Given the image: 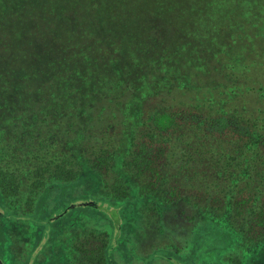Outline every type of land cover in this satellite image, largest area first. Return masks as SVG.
Listing matches in <instances>:
<instances>
[{
  "label": "trees",
  "instance_id": "1",
  "mask_svg": "<svg viewBox=\"0 0 264 264\" xmlns=\"http://www.w3.org/2000/svg\"><path fill=\"white\" fill-rule=\"evenodd\" d=\"M32 4L0 0V264L20 249L46 264V248L60 264H111L112 232L69 231L109 202L121 213L100 220L133 215L124 232L137 213L184 223L196 264L202 234L217 256L201 264L264 261V0H54L37 26L4 33ZM67 188H88V203ZM60 206L40 246L36 215Z\"/></svg>",
  "mask_w": 264,
  "mask_h": 264
},
{
  "label": "rangeland",
  "instance_id": "2",
  "mask_svg": "<svg viewBox=\"0 0 264 264\" xmlns=\"http://www.w3.org/2000/svg\"><path fill=\"white\" fill-rule=\"evenodd\" d=\"M53 1L54 0H34V4H32L31 10H29V12H24V11L20 13L13 12L8 17V24L2 27L4 33L10 34L13 30H15V28L17 30H22L21 24H20V21L22 20V18H29V19L32 18L35 21L33 23L35 24V26H37V24L41 23L47 17L48 13L53 7ZM186 1H189V0H186ZM196 6L198 7V11L201 13L203 11V9L200 8L201 3L198 2ZM27 29H32V28L29 26ZM55 30L59 31V29H55ZM22 33L25 38L29 40L33 39L32 35L26 30L23 31ZM46 36L48 38V41L54 42L57 45H59L61 42H64V38H65L64 33H61L60 31L58 33L54 31L52 32L47 31ZM50 42H48L46 45L51 46L52 43ZM41 43L43 44V42ZM59 46L57 47L58 50H59ZM150 78H151V81L156 80L155 76H151ZM75 190L78 196L74 197V199H81L79 201L88 203V201L86 200L83 201L82 198L84 197H81V196L79 197L80 194L86 195L87 194L86 191L87 192L89 191L88 188L86 189V191L84 189H82L81 191H78V189L76 188H73V189L67 188L62 191V194L65 196L67 195L68 200H70L73 198L71 197V194ZM103 204L104 203H102V206L104 209L100 211L101 215H99V219H97L96 216H92L91 215L92 213L85 212V214H78L77 219L73 220L72 222L73 227L69 231L73 230L74 232V231L80 230L82 233H84V232H87V231H84L86 229H91V230L95 229L97 231H101V230L103 231L104 229H106L110 233L112 232V236L114 238L113 243H116L118 240H121L123 238V233H124V230H123L124 227H122L124 225L122 221L130 220L132 215L131 216L129 215L127 217H123L122 215H120L119 217L117 215V220L119 221L118 223L117 222L113 223L114 225H112L109 222H104L100 220L101 217H104L106 213L108 215H111L110 213H113L114 211L120 214L122 210V206L117 207L118 205H114V203L112 204L110 202L105 203L104 205ZM29 206L31 205L29 204ZM29 206H27V210L31 211V207ZM140 206H145V205H140ZM41 209L36 215L35 220L39 221L38 217L40 218V220L43 219L40 221L41 224H44V230L40 238V242H41L40 246H43L51 238L56 236L57 230L59 234V228L57 227L56 229V226L53 225L54 220L49 221L48 218L52 217L53 219V216L58 215L59 212L64 213L65 208L63 206H60L59 208L54 210L51 214H49V216L48 214L46 216H43L44 214H46V211L44 209L43 210ZM44 217L46 219H44ZM134 219L135 220L139 219V221L138 222L134 221L133 227L132 226L130 227L131 230H129V232H127V236L124 237L125 240L129 241L128 248L126 249L127 250L126 252L129 253V254L127 253L128 257L124 259L122 257V252L119 250V248L115 247L116 245L115 244L113 246L115 247V249L112 250L113 258L110 257L111 264H139V261L144 262L148 259L153 260L154 264H181L182 261L188 263L189 259L194 264H196L195 261L191 259L192 252H193L192 241L195 240V238L193 237V235H190V233L189 234L186 233L185 230H188V229H185V228H184L185 230L181 229L182 226H184V223H181L182 226L181 225L171 226L169 223L168 224L166 223L165 225H163V224H159L160 222L156 220L155 217L151 218L147 214H145V216L142 217L141 219L140 217L135 215ZM16 232L18 236H23V241H25L24 243L28 246L29 250L33 248L32 247L33 245L32 236H31L32 228L29 229L27 221L24 220L23 222V230L21 228H17ZM24 233L27 234V236ZM204 235L205 234L201 235L200 242H202L203 244L204 241H207V244H203L204 246L202 247L201 250H199L200 253L195 254L196 259L200 262V264L203 263V261H206L207 263L212 262L215 260L217 256V250H214L211 248L208 249L210 247V241L213 242L217 239L213 237V239L210 240ZM68 236L69 235L66 236L65 238L66 240L68 239ZM0 240H1V235H0ZM10 241L11 240H9V242ZM131 241H135L136 243L135 245H137V242L140 241V247H136V249L133 248ZM46 250H47V253L45 255V258H47L49 254L50 255L55 254L54 256H52L51 259H49L46 262V264H60L59 263V252H53L54 250L51 251V248H46ZM20 252H21V249L17 254L15 253V260H17L18 262L17 264H39L38 261L33 262V260H31L30 262L28 260L24 262L23 261L24 259L21 257L22 255H20L21 254ZM132 253L135 256V258L132 257L133 260H131ZM62 257L64 258L65 263H66L68 261V254L64 252ZM254 260L256 261L257 264H264L263 260H257L256 257ZM249 261L251 264H253L252 260H249Z\"/></svg>",
  "mask_w": 264,
  "mask_h": 264
},
{
  "label": "crops",
  "instance_id": "3",
  "mask_svg": "<svg viewBox=\"0 0 264 264\" xmlns=\"http://www.w3.org/2000/svg\"><path fill=\"white\" fill-rule=\"evenodd\" d=\"M136 215H138V213L136 214ZM133 216V215H132ZM127 232H129L128 230H126L125 232H124V235H123V237H125V236H127ZM124 243H125V246L124 245H121V240H118L116 243H113L112 242V245L114 246L115 244V247L116 248H119V250L122 252V257L125 259V258H127L128 257V252H126L127 250V248H128V243H129V241H126L125 239H124ZM131 244H132V246L133 245H135L136 243H135V241H134V243L133 242H131ZM115 247H113V249H115ZM135 247H140V241H138L137 242V245H135V246H133V248H135ZM132 248V247H131ZM128 253V254H127ZM132 257L133 258H135V256H134V254L132 253V255H131V260H133L132 259ZM121 258V257H120ZM142 261V260H141ZM139 264H154V262H153V260H151V259H148V260H146V261H144V262H140L139 261Z\"/></svg>",
  "mask_w": 264,
  "mask_h": 264
}]
</instances>
